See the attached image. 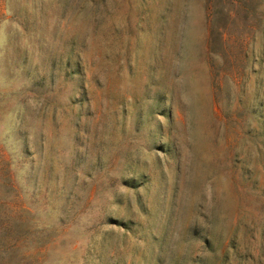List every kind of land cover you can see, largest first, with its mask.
Wrapping results in <instances>:
<instances>
[{"label":"rangeland","instance_id":"374dc122","mask_svg":"<svg viewBox=\"0 0 264 264\" xmlns=\"http://www.w3.org/2000/svg\"><path fill=\"white\" fill-rule=\"evenodd\" d=\"M0 264H264V0H0Z\"/></svg>","mask_w":264,"mask_h":264}]
</instances>
